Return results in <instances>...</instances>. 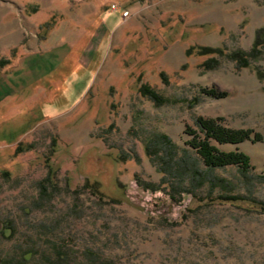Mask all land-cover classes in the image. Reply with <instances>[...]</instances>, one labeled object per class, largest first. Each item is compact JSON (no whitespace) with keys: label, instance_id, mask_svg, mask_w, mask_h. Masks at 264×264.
<instances>
[{"label":"rangeland","instance_id":"374dc122","mask_svg":"<svg viewBox=\"0 0 264 264\" xmlns=\"http://www.w3.org/2000/svg\"><path fill=\"white\" fill-rule=\"evenodd\" d=\"M0 89V264H264V143L187 133L264 134V0H0Z\"/></svg>","mask_w":264,"mask_h":264},{"label":"trees","instance_id":"16d2710c","mask_svg":"<svg viewBox=\"0 0 264 264\" xmlns=\"http://www.w3.org/2000/svg\"><path fill=\"white\" fill-rule=\"evenodd\" d=\"M258 37H260L258 35ZM202 50H211L208 47L198 46ZM207 54V52H202L201 54ZM230 57L235 60L238 66H248V61L244 56L242 51L233 52ZM209 64V61L205 65ZM208 66V65H207ZM143 95L152 97L156 99V92L148 87L141 89ZM207 95L216 98H225L228 96L227 91H222L219 89H208L205 92ZM223 117L217 118H205L199 117L197 119V129H189L187 131L192 137L188 143L195 149L202 157V160L209 170H214L216 168H224L227 166H237L243 174H248L253 168L251 156L249 153L241 149L234 150H222L215 142L218 144H239L245 141H251L253 143L263 142L264 134L258 132L254 129H235L226 126L223 122ZM161 138L167 143L171 144L169 136L162 135ZM196 172V171H195ZM221 183L224 179H220ZM212 186L219 185L218 183L212 182ZM223 184V183H222ZM185 191V190H184ZM183 191V192H184ZM240 197H230L229 195H221L219 199L223 200H235Z\"/></svg>","mask_w":264,"mask_h":264},{"label":"crops","instance_id":"0c3cea01","mask_svg":"<svg viewBox=\"0 0 264 264\" xmlns=\"http://www.w3.org/2000/svg\"><path fill=\"white\" fill-rule=\"evenodd\" d=\"M27 63V62H26ZM22 65V64H21ZM19 66V67H17V69H16V71H19V70H22V68H23V65L22 66ZM7 82V81H6ZM13 84H14V82H13ZM5 85L6 86H8V84L7 83H5ZM18 85V84H17ZM1 90V89H0Z\"/></svg>","mask_w":264,"mask_h":264}]
</instances>
